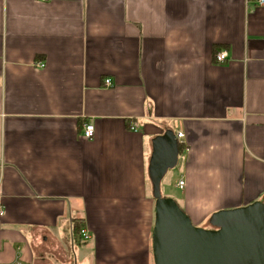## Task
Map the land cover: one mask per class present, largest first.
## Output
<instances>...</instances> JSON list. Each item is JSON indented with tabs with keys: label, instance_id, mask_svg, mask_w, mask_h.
Masks as SVG:
<instances>
[{
	"label": "crops",
	"instance_id": "0c3cea01",
	"mask_svg": "<svg viewBox=\"0 0 264 264\" xmlns=\"http://www.w3.org/2000/svg\"><path fill=\"white\" fill-rule=\"evenodd\" d=\"M168 129L194 225L264 203V6L0 0V264H155L149 165Z\"/></svg>",
	"mask_w": 264,
	"mask_h": 264
},
{
	"label": "water",
	"instance_id": "95a60500",
	"mask_svg": "<svg viewBox=\"0 0 264 264\" xmlns=\"http://www.w3.org/2000/svg\"><path fill=\"white\" fill-rule=\"evenodd\" d=\"M149 178L155 199L152 250L155 264H264V203L214 212L208 227L193 224L162 180L179 162V142L168 129L152 140Z\"/></svg>",
	"mask_w": 264,
	"mask_h": 264
},
{
	"label": "built area",
	"instance_id": "2783aa9c",
	"mask_svg": "<svg viewBox=\"0 0 264 264\" xmlns=\"http://www.w3.org/2000/svg\"><path fill=\"white\" fill-rule=\"evenodd\" d=\"M257 1V4L260 5V6H264V0H256ZM215 60L216 62L218 63H223L227 60V52L226 51H221L219 53L216 54L215 56ZM38 67L39 68H44L45 67V64L44 63H39L38 64ZM112 80L110 78H107L105 79V85L106 86H112ZM137 127H138V124H134L131 126V129L134 130V131H137ZM94 132H95V126L92 124V123H86L85 126H84V136L86 138H92L93 135H94ZM184 136V134L182 132H178L177 134V138H182ZM186 185V181L184 178H181L179 181H178V184L177 186L179 188H184ZM5 213V209H4V206L2 204V201L0 200V215H4ZM80 242H86L87 240H89L91 238L90 236V233L89 231L86 229V228H83L81 230V233H80Z\"/></svg>",
	"mask_w": 264,
	"mask_h": 264
},
{
	"label": "rangeland",
	"instance_id": "374dc122",
	"mask_svg": "<svg viewBox=\"0 0 264 264\" xmlns=\"http://www.w3.org/2000/svg\"><path fill=\"white\" fill-rule=\"evenodd\" d=\"M180 166H181L180 164H177L176 167H174L173 169H170L168 171V173L165 175L164 179L162 180L161 188H162L164 193L167 192V189L168 190H174L172 192V194L174 195V197L176 199L175 201L176 202L178 201L177 202V203H179L178 205H180L182 207V204H181V202H179L178 197H177V195L180 194V192L175 190V183L182 173ZM207 226H208V222H206L205 224L203 223L202 226H200V227L206 228ZM77 256L78 255L76 253V255H74V257H72V259H74V261H75V257H76V260H77Z\"/></svg>",
	"mask_w": 264,
	"mask_h": 264
},
{
	"label": "trees",
	"instance_id": "16d2710c",
	"mask_svg": "<svg viewBox=\"0 0 264 264\" xmlns=\"http://www.w3.org/2000/svg\"><path fill=\"white\" fill-rule=\"evenodd\" d=\"M219 53V52H218ZM183 151V147L182 145L179 144V152ZM165 196V195H163ZM85 228L84 227V222L80 219H76L73 221L72 223V241L73 243H83V242H80V233H81V230Z\"/></svg>",
	"mask_w": 264,
	"mask_h": 264
}]
</instances>
